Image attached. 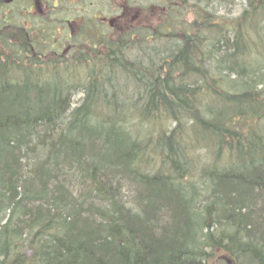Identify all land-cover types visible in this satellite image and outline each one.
Returning <instances> with one entry per match:
<instances>
[{
	"label": "trees",
	"instance_id": "16d2710c",
	"mask_svg": "<svg viewBox=\"0 0 264 264\" xmlns=\"http://www.w3.org/2000/svg\"><path fill=\"white\" fill-rule=\"evenodd\" d=\"M66 1L0 0V264H264V0Z\"/></svg>",
	"mask_w": 264,
	"mask_h": 264
},
{
	"label": "rangeland",
	"instance_id": "374dc122",
	"mask_svg": "<svg viewBox=\"0 0 264 264\" xmlns=\"http://www.w3.org/2000/svg\"><path fill=\"white\" fill-rule=\"evenodd\" d=\"M41 2V1H40ZM36 3L32 10H35V14H45L47 9L44 4ZM69 6H72L70 12H62L65 16H68L72 20V24L69 31L72 34L78 32L81 28V24L85 19H94L102 21L105 18L106 21V32L109 37H115L117 32L123 30H135L141 28H152L156 29L159 24L166 18V10L164 8V0H67ZM244 0H237L231 2L223 9L224 13H237L238 10L244 6ZM19 6L22 9L28 6L25 3ZM27 17L22 20L25 21L26 25L30 24ZM109 19H114L113 26L108 25ZM64 25L60 26L56 35L64 37L66 34ZM12 33L18 32L12 30ZM80 95L75 96V102H78ZM214 264V263H213Z\"/></svg>",
	"mask_w": 264,
	"mask_h": 264
},
{
	"label": "water",
	"instance_id": "95a60500",
	"mask_svg": "<svg viewBox=\"0 0 264 264\" xmlns=\"http://www.w3.org/2000/svg\"><path fill=\"white\" fill-rule=\"evenodd\" d=\"M113 21H114V19H110V20H109V23H110L111 26H112V24H113Z\"/></svg>",
	"mask_w": 264,
	"mask_h": 264
}]
</instances>
